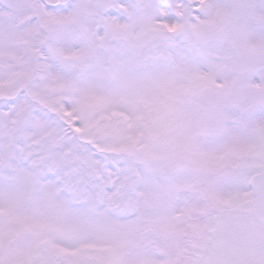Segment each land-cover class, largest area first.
<instances>
[{"label": "snow or ice", "instance_id": "6c2138e0", "mask_svg": "<svg viewBox=\"0 0 264 264\" xmlns=\"http://www.w3.org/2000/svg\"><path fill=\"white\" fill-rule=\"evenodd\" d=\"M0 264H264V0H0Z\"/></svg>", "mask_w": 264, "mask_h": 264}]
</instances>
